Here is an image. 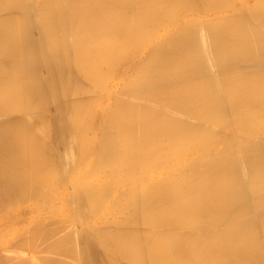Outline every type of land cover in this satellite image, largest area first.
I'll list each match as a JSON object with an SVG mask.
<instances>
[{
	"label": "bare ground",
	"instance_id": "bare-ground-1",
	"mask_svg": "<svg viewBox=\"0 0 264 264\" xmlns=\"http://www.w3.org/2000/svg\"><path fill=\"white\" fill-rule=\"evenodd\" d=\"M237 1L0 0V264H264V1Z\"/></svg>",
	"mask_w": 264,
	"mask_h": 264
},
{
	"label": "rangeland",
	"instance_id": "rangeland-1",
	"mask_svg": "<svg viewBox=\"0 0 264 264\" xmlns=\"http://www.w3.org/2000/svg\"><path fill=\"white\" fill-rule=\"evenodd\" d=\"M243 0H238L237 2V4H240L241 2H242ZM250 2L252 1V0H249ZM260 1V0H259ZM264 0H261V2H263ZM253 2V1H252ZM258 2V1H257ZM264 3V2H263ZM224 11H226V9H224ZM225 12H223V14H224ZM226 14V13H225Z\"/></svg>",
	"mask_w": 264,
	"mask_h": 264
}]
</instances>
